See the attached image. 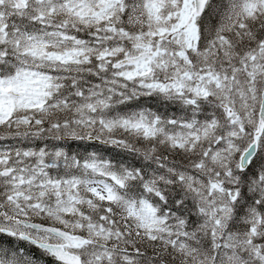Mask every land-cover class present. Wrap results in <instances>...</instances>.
I'll use <instances>...</instances> for the list:
<instances>
[{"label": "snow or ice", "instance_id": "6c2138e0", "mask_svg": "<svg viewBox=\"0 0 264 264\" xmlns=\"http://www.w3.org/2000/svg\"><path fill=\"white\" fill-rule=\"evenodd\" d=\"M264 264V0H0V264Z\"/></svg>", "mask_w": 264, "mask_h": 264}, {"label": "trees", "instance_id": "16d2710c", "mask_svg": "<svg viewBox=\"0 0 264 264\" xmlns=\"http://www.w3.org/2000/svg\"><path fill=\"white\" fill-rule=\"evenodd\" d=\"M48 264H51V262L49 261Z\"/></svg>", "mask_w": 264, "mask_h": 264}]
</instances>
